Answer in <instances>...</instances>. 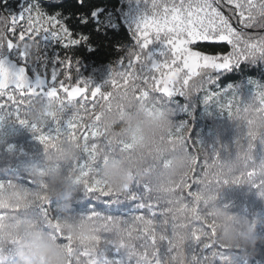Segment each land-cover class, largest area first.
<instances>
[{
    "label": "trees",
    "instance_id": "obj_1",
    "mask_svg": "<svg viewBox=\"0 0 264 264\" xmlns=\"http://www.w3.org/2000/svg\"><path fill=\"white\" fill-rule=\"evenodd\" d=\"M97 2L113 20L122 22L114 25L116 31L121 27L129 31L130 14L137 13L136 0ZM254 22L264 27V17L256 16ZM10 27L9 19L0 15V43ZM16 42L30 60L41 58L38 39ZM126 42L131 43L127 38ZM101 55L100 60L79 56V69L83 76L103 84L116 55ZM218 79L222 81L218 87L233 92L209 104L194 97L187 111L175 110L172 102L152 99L127 101L122 111H113L122 116L135 105L149 113L165 114L161 132L139 151H120L118 141L128 143L125 133L117 131L119 123L111 122L114 115H105L108 131L98 141L101 147L86 178L79 167L85 156L80 140L62 138L55 147L46 148L30 127L4 114L0 120V264H18L17 247L29 232L53 240L63 249L67 264H194L196 258L205 256L200 264H264V239L249 247L226 245L219 240L211 219L212 210L224 208L255 220L257 234L264 237V59L243 62ZM198 87L199 81L193 80L189 92L195 93ZM38 102L52 103L42 121L30 118ZM229 102L231 113L226 108ZM184 103L181 99L180 104ZM63 104L65 111L61 112L60 100L30 98L25 118L29 124L54 132L50 114L70 118L78 113L76 106L68 108L67 101ZM180 121L188 127L190 150L179 140L169 142L170 136L178 135ZM68 144L75 145L74 159L61 158V149ZM197 149L199 162L204 163L193 177ZM178 152L186 158L174 167L170 157ZM110 155H126L133 167L131 183L120 191L101 180L103 163ZM56 170L65 177L67 188L52 184L51 175ZM27 179L31 185L25 183ZM85 179L94 187H104L111 194V204L97 207L93 201L99 197L85 191ZM25 187L47 195L52 220L20 199L19 192ZM62 237H70V250ZM209 241L211 248L202 252Z\"/></svg>",
    "mask_w": 264,
    "mask_h": 264
},
{
    "label": "snow or ice",
    "instance_id": "obj_2",
    "mask_svg": "<svg viewBox=\"0 0 264 264\" xmlns=\"http://www.w3.org/2000/svg\"><path fill=\"white\" fill-rule=\"evenodd\" d=\"M145 9L126 33L116 31L113 20L97 0H0V15L9 19V35L0 43V120L7 114L34 131L45 147H55L60 139L82 142L84 161L79 165L83 177L97 159L98 141L105 138L107 113L122 111L130 100L172 102L175 110H189L190 101L199 96L204 104L233 92L218 87L222 73L243 62L264 59V27L254 17H264V0H143ZM38 39L41 58L30 60L18 47L17 40ZM130 40L131 43H127ZM159 41L163 47L153 55L149 46ZM130 48V51L126 49ZM116 55L103 84L81 74L79 56L102 59ZM226 78V77H225ZM193 80L199 81L195 93L189 92ZM45 97L61 101V112L76 106L70 118L50 114L55 131L29 124L24 109L30 98ZM183 99L185 103L180 104ZM231 113L232 104L226 105ZM63 121V123H61ZM169 137L189 144L190 134L184 121ZM120 151L131 145L118 141ZM192 176L200 163L197 153ZM31 185V180H26ZM85 191L97 207L111 204V194L104 187H94L84 180ZM12 187L11 182L8 183ZM191 191L192 185H187ZM27 207L35 208L45 219L52 220L51 202L45 193L30 187L19 192ZM134 199V198H133ZM143 211V205H139ZM96 209V208H95ZM135 211V208H134ZM139 219V217H136ZM71 248L70 237H62ZM204 244L202 252L211 248ZM196 258L194 264L202 259Z\"/></svg>",
    "mask_w": 264,
    "mask_h": 264
},
{
    "label": "clouds",
    "instance_id": "obj_3",
    "mask_svg": "<svg viewBox=\"0 0 264 264\" xmlns=\"http://www.w3.org/2000/svg\"><path fill=\"white\" fill-rule=\"evenodd\" d=\"M52 110V103L39 104L36 110L30 113V118L42 121L45 114ZM120 124L125 133L127 142L132 150L139 151L155 135L159 134L165 126L164 113H149L143 106H134L125 114L113 117ZM75 145L68 144L61 149V158L74 159ZM185 154L178 152L170 157V163L179 166L185 159ZM33 171L35 168L33 166ZM133 167L126 155H110L103 163L101 180L117 191L126 188L132 181ZM53 185L69 186L60 171H53L51 175ZM57 187V191H59ZM264 195V193H262ZM211 219L219 240L226 245L234 247L254 246L257 240L264 239L256 232V221L246 216L227 211L224 208L212 210ZM18 264H67V257L63 249L53 240L40 238L36 233H25L17 247Z\"/></svg>",
    "mask_w": 264,
    "mask_h": 264
},
{
    "label": "rangeland",
    "instance_id": "obj_4",
    "mask_svg": "<svg viewBox=\"0 0 264 264\" xmlns=\"http://www.w3.org/2000/svg\"><path fill=\"white\" fill-rule=\"evenodd\" d=\"M136 2H137V4H135L134 5V9L136 8L137 9V13H131L130 14V22H131V24H133L134 22H135V20H136V18H137V16L140 14V12L142 11V10H144L145 9V4L143 3V0H136ZM163 47V45L159 42V41H156V42H154L152 45H150L149 46V48H150V50L152 51V54L153 55H158L159 54V52H160V49ZM93 80V79H92ZM94 83H96V84H101L100 82H97V81H93ZM134 101H132V100H130L129 101V104H131V103H133ZM133 106H135V105H133ZM248 108H250V109H252L253 108V106L252 105H249L248 106ZM108 114H110V116L111 115H114V116H116L117 114H116V112H111V113H107L106 115H108ZM113 116V117H114ZM111 122H113V123H117L116 122V120L115 119H113ZM229 125V127H231V124H233V122H230V123H228ZM17 200V199H16ZM18 201V200H17Z\"/></svg>",
    "mask_w": 264,
    "mask_h": 264
}]
</instances>
